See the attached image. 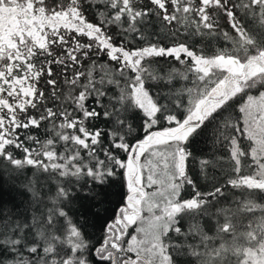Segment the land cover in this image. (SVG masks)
Returning a JSON list of instances; mask_svg holds the SVG:
<instances>
[{
    "label": "snow or ice",
    "instance_id": "obj_1",
    "mask_svg": "<svg viewBox=\"0 0 264 264\" xmlns=\"http://www.w3.org/2000/svg\"><path fill=\"white\" fill-rule=\"evenodd\" d=\"M0 264H264V0H0Z\"/></svg>",
    "mask_w": 264,
    "mask_h": 264
},
{
    "label": "trees",
    "instance_id": "obj_2",
    "mask_svg": "<svg viewBox=\"0 0 264 264\" xmlns=\"http://www.w3.org/2000/svg\"><path fill=\"white\" fill-rule=\"evenodd\" d=\"M221 25L227 29V25H226V21L225 20H221ZM221 44V46H223V43L222 42H218ZM161 64H163L165 67H167V61L161 59L160 61ZM176 67H180L181 68V71H185V69L182 67V66H179L178 64L175 65ZM183 83V82H182ZM179 87V85H178ZM193 149H194V159H191L190 160V167L195 170L196 167H197V160L199 158V155H200V152L201 150H205L206 149V145L203 143V142H199L195 145H193ZM229 192H231L232 190L231 189H228ZM5 198H7V193L5 194ZM17 199H20L19 197H17ZM115 197L113 198V200L115 201Z\"/></svg>",
    "mask_w": 264,
    "mask_h": 264
}]
</instances>
